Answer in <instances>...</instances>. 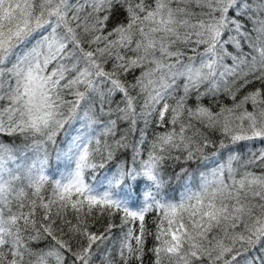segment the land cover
Returning a JSON list of instances; mask_svg holds the SVG:
<instances>
[{"label":"snow or ice","instance_id":"1","mask_svg":"<svg viewBox=\"0 0 264 264\" xmlns=\"http://www.w3.org/2000/svg\"><path fill=\"white\" fill-rule=\"evenodd\" d=\"M148 254L264 264V0H0V264Z\"/></svg>","mask_w":264,"mask_h":264},{"label":"trees","instance_id":"2","mask_svg":"<svg viewBox=\"0 0 264 264\" xmlns=\"http://www.w3.org/2000/svg\"><path fill=\"white\" fill-rule=\"evenodd\" d=\"M148 222H149V226H150L151 225V217L148 218ZM148 247H151V240L150 239L148 241ZM144 264H151V255L150 254H148L145 257Z\"/></svg>","mask_w":264,"mask_h":264},{"label":"rangeland","instance_id":"3","mask_svg":"<svg viewBox=\"0 0 264 264\" xmlns=\"http://www.w3.org/2000/svg\"><path fill=\"white\" fill-rule=\"evenodd\" d=\"M98 264H99V262H98Z\"/></svg>","mask_w":264,"mask_h":264}]
</instances>
